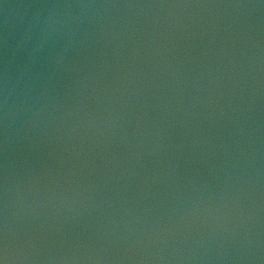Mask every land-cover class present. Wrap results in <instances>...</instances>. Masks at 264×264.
Listing matches in <instances>:
<instances>
[{"label": "water", "instance_id": "obj_1", "mask_svg": "<svg viewBox=\"0 0 264 264\" xmlns=\"http://www.w3.org/2000/svg\"><path fill=\"white\" fill-rule=\"evenodd\" d=\"M0 264H264V0H0Z\"/></svg>", "mask_w": 264, "mask_h": 264}]
</instances>
